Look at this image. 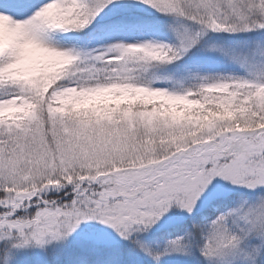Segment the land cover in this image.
<instances>
[{"label":"snow or ice","instance_id":"snow-or-ice-1","mask_svg":"<svg viewBox=\"0 0 264 264\" xmlns=\"http://www.w3.org/2000/svg\"><path fill=\"white\" fill-rule=\"evenodd\" d=\"M0 264H264V0H0Z\"/></svg>","mask_w":264,"mask_h":264}]
</instances>
